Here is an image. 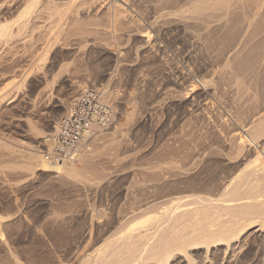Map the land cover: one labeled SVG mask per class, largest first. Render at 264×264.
<instances>
[{"label":"rangeland","instance_id":"obj_1","mask_svg":"<svg viewBox=\"0 0 264 264\" xmlns=\"http://www.w3.org/2000/svg\"><path fill=\"white\" fill-rule=\"evenodd\" d=\"M24 1L0 0V8L4 9L1 8L2 10H0V12L4 11L0 13V21L2 23L11 21L10 29L14 32V35L9 40H6L8 37L5 38L6 36H4V40L0 41L2 43L0 45V227L3 228L2 231L5 234L13 235L14 246L20 248L22 252H28L30 249L32 254H37L39 253L37 251L38 246L42 245V243L35 238L31 239L30 242L25 241L23 238L25 233L41 232L44 228L51 229V226H57V223H52L53 219L68 217L69 213L72 214L74 212L79 213V217L73 218L75 220L69 219L68 225L65 223L62 227H67L65 228L67 233H78L92 221H102L117 210L116 204L123 200L122 188L124 186L138 182L153 183L159 179L163 180V178L170 177L171 173L176 169H179V171L187 169L189 171L191 168V172L189 171L188 173L190 177L188 178L197 176L201 181V185L197 186L198 189L195 187L196 190L194 188L191 189L188 186L189 179H186V181H183L185 182L184 185L181 184L182 181L178 184L180 186L177 185L181 191L178 190L176 184L174 187L177 191L171 190L172 188L174 189L173 185H171L172 188L170 185L167 188H165L166 186H157L155 191L158 194L157 196H159L158 202L163 198L167 201V199L169 200L179 193L183 194V191L184 194L194 193L195 191L199 194L200 190L201 194H215L214 184L216 181L213 179L215 178L213 176L215 171L212 170L209 178V171L205 172V169L203 170L204 160L202 161L201 159V150L206 146L209 147V145L210 147L214 145V148L220 147L215 137L213 139L215 133L219 135L221 130L219 126H216L215 121L228 115L223 113H227V107L221 103L220 105L217 104L219 101L215 97L204 94L205 86L202 84L203 81L199 72L200 61L196 60L194 62L195 59H191V55L189 56V54L195 52L196 47H191L187 41L188 39L185 41L186 37H184L183 29L174 27L172 30L166 31V33L168 32L166 35L164 30L160 28V25L167 22V19H165L167 16L174 17L186 14L183 13L181 7H179L181 8L180 11L178 10L177 6H181L182 3L176 4L177 6L173 5L163 8L164 10L166 9L165 12L162 8L160 10L151 7L155 5V0H145V2L140 0L139 4L135 3L138 0H132V5L129 2L131 0H39L38 4L32 7L31 11L29 10V14L25 12L26 15H23ZM147 1L148 4L146 3ZM2 3L4 4L3 6ZM122 7L123 9L124 7L127 8L122 11ZM141 7L145 9L142 10ZM175 7L177 8L176 11H174ZM107 9L110 10L108 11ZM150 9L152 11L155 9L156 12L159 10V14L155 13V11L154 13H149ZM38 11L39 13H37ZM115 11L117 13L119 11L121 13L128 11V13L131 12L130 14L133 13V16L129 14V17L125 12V17L123 13L121 14L125 19L123 17L118 19ZM161 11L163 12L160 13ZM154 14H156L159 22L162 21L160 24H153L156 19ZM26 17L29 18L27 27L18 32L20 25L26 22ZM159 17H163L164 20ZM130 18L133 19L131 20ZM134 20L135 22L133 23ZM132 28L135 30H132ZM132 31L133 33H131ZM143 32L152 37L151 41L153 44L156 43L154 44L156 48H153V54L149 53L153 56L148 54V49H145L147 47L144 42L145 38L141 36ZM26 36L28 40L33 38L39 42L25 39L28 41L27 45L24 42L26 47L30 45V48L27 47L28 51L23 47L24 43L20 44L24 40L23 37L26 38ZM4 41H7L6 44ZM30 41H34L33 45L36 48L32 47V42ZM35 42L37 46H35ZM92 42H95V46L98 43H102V45L98 44V46L105 44L106 46L104 47L108 48V51L101 52L99 47H95ZM31 48L37 50L36 53L33 52L32 57V52L29 50ZM136 49L138 55L140 54L139 56ZM156 49L160 52L158 53ZM121 51L123 52L122 54H120ZM154 52L160 56L155 55ZM158 56L162 59H158ZM118 57L120 60L117 61H120V65L116 62ZM143 57L145 60L142 61ZM163 57L165 58L163 59ZM148 58H153V61L151 60L153 63H149L147 60L150 61V59ZM121 60H123L122 63ZM155 60H158L157 62L160 65L159 61L161 60L163 64L165 63L166 66H164L166 68L168 65L171 73H169L168 68L166 71L164 68V72L158 71V73H151V76H149L150 73L146 75L151 65L152 68L155 65L160 67ZM166 60H168V64ZM123 62L125 64H133V69L123 68L124 66L122 67V65H125ZM147 63L150 65H147ZM145 65L149 66V68ZM193 65L197 66V68ZM113 66L115 69L116 67L119 68L116 69L117 72ZM144 66L148 69H145ZM142 67L144 71H142ZM106 68H110L109 71L113 75H109V77L111 76L110 79L112 78L111 80L108 76L106 78L102 75V71ZM111 69L112 71L115 70V72H112ZM196 69L198 71H195ZM119 71L124 72L120 73ZM143 75H146V80L144 81L148 82L145 83L140 80V76ZM152 78L155 79L153 80ZM177 80L179 81L177 82ZM76 83H82L84 85L83 88L77 89L78 87L76 86L78 84ZM143 83L148 86H145V84L142 86ZM72 86L77 90L75 88L74 90ZM169 86L174 87L171 90L172 92H177H174L176 93L175 95H178L179 91L180 93H187L191 87H194V92L196 93L194 95L203 94L197 96L196 102L194 104L191 103L192 105L190 102H184L182 105L173 104V101L167 98L168 96H166V100L163 94L165 92L163 87L170 88ZM91 88L99 92V117L101 118L108 114V120L105 123L100 120L99 124L94 127L95 138L92 137L81 142L78 156L74 161L77 173L79 171L78 175L72 176L64 173L66 176H60V174L58 176L56 171L43 170L37 166H27L25 164L23 167V164H20L27 162V160L24 161L23 157L25 156L16 155L18 156L16 157L7 152L11 148L25 152L29 151L28 149L30 148H35L38 152L37 144L41 138L48 132L53 131V126H57L60 117L77 102L85 90ZM161 88L164 92L159 91L162 90ZM156 89L159 90L156 91ZM197 98L200 105L196 104L198 103ZM154 99L157 103L159 100L161 104L158 103V110L150 108L151 104L155 102ZM161 100L164 101L162 102ZM194 107L198 109L195 108L194 110ZM192 109L194 112H192ZM211 109H213V113H211ZM195 111L200 112L197 117V112L195 113ZM219 111L220 113L222 111L221 115L219 113L221 118H216L217 116L215 117V115ZM206 114L210 117L212 115V119L209 120L210 117ZM223 115L224 117L222 118ZM207 120L215 121L212 124L209 121L206 123ZM203 123H206L204 127ZM213 125H215V129ZM210 127L213 129L212 133H210L212 131ZM182 128L184 132L181 131ZM207 128L211 131H207ZM221 133L223 134L222 130ZM174 143L179 146L182 145L185 152H183L182 146L180 149L183 153L180 154V150L177 152L175 147L177 149L179 146H175ZM165 147L168 148L166 149ZM170 147L172 148L170 149ZM177 153L182 157L186 154L187 157L184 156L182 159ZM80 154L82 158L78 160ZM185 157L188 161H183ZM68 163L70 164L71 162ZM221 173L222 175L215 173L218 176L217 178L219 176L222 177L227 172ZM66 177L68 179H65ZM70 180L72 182H70L71 185L69 186ZM77 184L79 185L77 186ZM80 185L81 190L79 189ZM185 185L188 186L187 191ZM75 187H78L77 189L80 191L76 190ZM161 189H167L168 191L165 192L166 190H163V192ZM176 192L177 194L173 196ZM164 193H166V196L164 195L162 198ZM171 193L172 196L170 198L169 195ZM84 207L89 209L88 214L83 213ZM51 216H55V218L53 217L52 219ZM47 219L50 220L48 221ZM46 221H48V225ZM44 223L47 226L45 225L44 227ZM62 227L60 226V229L65 232ZM251 238L250 240H245L246 242L243 241L244 245L239 243L238 247L227 248L226 246H221L217 252H210L206 254L207 256H205L204 249H196L192 251L190 263L183 262L181 264H245L250 257H256L257 264H264V239L260 241L254 237V239ZM68 240H71L68 235L57 233L47 243H50L51 247L53 245H65ZM244 260L246 261L244 262ZM174 262L180 264L177 260Z\"/></svg>","mask_w":264,"mask_h":264},{"label":"bare ground","instance_id":"obj_2","mask_svg":"<svg viewBox=\"0 0 264 264\" xmlns=\"http://www.w3.org/2000/svg\"><path fill=\"white\" fill-rule=\"evenodd\" d=\"M141 1L138 0L137 2L135 1V3H138ZM155 1L156 3L151 1L152 3L155 4L154 6H151V7L160 9V10L161 8L163 9L168 6H173L178 3H182L181 6L179 5L178 6L176 5V6L178 8L181 7L182 9L179 8L178 10L180 11L181 9L183 13H186V14L177 15V16L173 15L174 17L167 16L165 18L163 15L164 13H163L162 16L165 19H167V22L165 24L160 25L161 26L160 28L164 30L165 33L168 30L169 31L172 30L174 27H180L183 29L184 37H186L185 41L186 39H188L187 41L189 42V45H191V47L192 46L196 47L195 52L193 54L192 53L189 54V56L191 55L192 57L191 59H195L194 62H196V60L200 61L199 62L200 65L199 64L198 65L200 66L199 67V72L201 74L200 78L203 81L202 84L205 86L204 87L205 91L203 90L204 94L215 97L219 101L217 104L220 105L221 103V104H224L225 107H227V113L225 112L223 113L224 115L228 114L227 115L228 117L226 116L225 118H223L224 117L223 115L222 116L223 119L219 120L218 117L221 118V116H219L220 111L218 112V114L216 113L215 115V117L217 116L216 118L218 119L213 117L214 119H216V121L214 120L216 126H219L221 130L223 131V134H222L221 130L218 128L220 131L218 129L217 130L222 135L220 134L218 135L217 133H215V136H213V139L215 137L217 143L220 144V147L214 148V145L210 147V145L208 144L209 147L206 146L201 150L202 151L201 159L202 161L204 160L203 161L204 164L202 167H203V170L205 169V172L209 171V175L211 174L212 170H214L217 175L219 174L222 175L221 172H224V173L227 172L222 177L219 176V178H217L218 176L214 173L213 176L215 178L213 179L216 181L214 184V187H215L214 191L216 190V193L215 194H211V193L201 194V190H200L199 191L200 193L198 192L199 194H197L196 191H195L196 193L190 192V194H184V191H183V194H180L179 192L181 191V189L178 188V186H180L178 184L182 181L181 184L184 185L185 182L183 181H186V179H189L188 177L190 176L188 173L191 170V168L190 169L188 168L189 171L186 169L187 172L186 170L179 171V169H176L173 173H171L170 177L163 178V180L159 179L153 183L151 182L150 183H147V182L139 183L138 182L134 184H129L122 188L123 200L119 201L116 204L117 210L115 212H113L110 216L106 217L102 221H97V222L92 221L87 227H85V229H83L82 231L78 233H75V234L67 233L65 231V228L67 227L65 228L62 227L63 224L69 222V219L79 217L80 214L77 212L76 213L71 212L72 214L69 213L68 214L69 216L64 217V218H60L57 216H56L57 218H55V216H53L55 218L53 219V217L51 216V218L53 219L52 223L54 224L57 223L56 224L57 226H51L52 228L49 227L51 229L44 228L41 232L35 231V232L25 233L23 235V238L25 241L30 242L31 239L33 240L35 238L36 240L42 243V245L38 246L37 251H39V253L37 254H32L30 249L28 252H22L20 248L15 247L14 246L15 241H14L13 235L9 236L5 234L4 231H2L3 228L0 227V264H177V262H174L175 260H177L178 263L181 264L183 262L190 263V261L192 260V251L199 249V248L204 249L205 256H207L206 254H209L210 252L211 253L217 252L221 246H226L227 248H233L234 246L236 247L239 243L240 244L243 243V241L247 239L250 240L251 237L252 238L254 237L255 239H258L260 241L264 239V0H155ZM38 2L39 0H25L24 1L25 7L22 12L23 15H26L25 12L29 14L28 12H30L31 9H33L32 7L37 5ZM129 2L131 4L132 0ZM146 3L148 4V1ZM3 5L4 4L2 3V6ZM1 8L0 10L3 9ZM119 8L117 9L120 10L121 8L120 9ZM126 8L124 7L123 9L122 7V11L126 10ZM136 8L138 9L137 6ZM117 9L116 11H118ZM141 9L143 10L145 8L141 7ZM176 9L177 8L175 7L174 11H176ZM107 10L109 11L110 9H107ZM147 10L149 11V9ZM113 11H114V7H113ZM154 11L155 9L153 11L150 9L149 13L151 12L154 13ZM1 12H4V11H1ZM125 12L128 14L127 16H129V14L131 13V12L128 13V11H124V13ZM158 12L155 11V13H158ZM162 12L163 11H161L160 13ZM37 13H39V11ZM122 13L121 11H119L116 14V18L118 19L120 17L122 18L124 16V13H123V16L121 15ZM126 13H125V16H126ZM111 14H114V13H111ZM131 15L133 16V13L130 14V16ZM155 16L156 14H154V17ZM108 17L110 16L108 15ZM163 17L162 18L159 17V18H161L162 20ZM155 18L156 19L153 21V24L155 23L160 24V22H162V21L159 22L157 20V16ZM25 19H26L25 20L26 22H23V24L20 25V27L18 28V32H20L22 29L27 27L26 25L28 24L27 21L29 18L26 17ZM121 21H125V20H121ZM128 21L130 20L128 19ZM10 22L7 21V22L2 23L0 21V41L3 39L4 36H6L5 38L8 37L6 40H9V38L14 35L13 34L14 32L10 29ZM134 22L135 20L133 21V23ZM133 29L134 28H132V30ZM131 33H133V31ZM167 34L168 32L166 33V35ZM141 36H144L145 38L144 42L146 43V46L148 47V48L147 47L146 48L144 47V48L146 50L148 49L149 51L148 54L152 53L153 48L155 47L154 44L156 43L154 44L152 43L151 41L152 37H150L149 34L147 33L143 32ZM23 38L25 40L27 39V36L26 38L25 37ZM24 40L20 44H23L25 42L27 45L28 44L27 42L29 40H34V39L29 38V40L27 39L28 41L27 40L24 41ZM34 41L38 42L37 40H34ZM34 41H30L32 42L31 43L32 47H34L33 45ZM4 42L6 44L7 41H4ZM36 42H35V46H37ZM95 42H92L94 46H95L94 44ZM25 43L23 47H25L27 50V47L30 48V45L26 47ZM1 44L2 43H0V45ZM98 44L102 45V43H98ZM98 44L96 46H98ZM104 46L106 45L104 44L103 46H100V45L98 46L101 52H106V50L108 49ZM29 50L30 52H32L31 57H32V54H34L33 52L35 53L37 52V50H33L32 48ZM159 52L160 51L158 50V53ZM122 53L123 52L121 51L120 54ZM143 53H144V50H143ZM154 53L155 55L156 54L159 55L156 52ZM164 53L166 52L164 51ZM152 54H149V55H152ZM137 55H138V51H137ZM159 56H158V59L160 58ZM119 57L118 59H116V62H118V64L120 62V61H117V60H120ZM144 57L142 61L145 60ZM164 58L165 57H163V59ZM152 59H150V61L149 60L147 61L149 63H153L151 62ZM154 59H155V56H154ZM122 61L123 60H121V63ZM166 61L168 64V60ZM159 62L161 63V65L158 62L157 64H159L160 67H156L154 63L156 68L155 67L152 68V65L149 68V66L147 65H150V64L147 63V65L145 66H147L149 70L147 71V73L145 71L146 75L150 73L149 76H151V73L152 74L155 72L158 73V71H163L164 68H165V71L168 68L169 73H171L168 65L166 68L165 63L163 64L161 60ZM123 63L125 64V62ZM114 66L113 68L115 69ZM134 66H135V63H134ZM145 66L144 68L148 69ZM122 67L133 69V64H130V63L125 64V65H122ZM195 67L197 68V66ZM144 68L142 67L143 70L142 69L141 70L144 71ZM109 69L106 68L105 70L102 71L103 73L101 72L103 77L108 78L109 75H111ZM116 69H119V68L116 67ZM115 70L112 71L111 69L112 72H115ZM195 71H198V70L196 69ZM121 72H124V71H121ZM115 76H116V73H115ZM145 76L144 75L140 76V80H143V81L146 80ZM179 80H177V82ZM145 83H143L142 86ZM146 85L147 84H145V86ZM83 86L84 85L82 83H79L76 87H78L77 89H79V88H83ZM74 88L75 87H73V89ZM163 88L165 89V92L163 91L162 88H161L162 90L156 89V91L159 90V91L164 92L163 94L165 95L164 98L166 100L167 98H170V100L173 101V104L175 103L179 105H182L184 102H190V104L191 103L194 104L196 102V97L201 94V93L199 95L197 94V96L194 95L195 93L194 87H191V89L187 88L189 90V91L185 90L187 91V93L185 92L180 93L179 91L178 95H175L177 93L176 91H174L176 93L172 92L171 90L172 87L170 88L163 87ZM162 92H159V93H162ZM166 96L168 97L166 98ZM200 99H201V96H200ZM197 101H198V98H197ZM154 103L151 104L152 106H150V108L154 110L156 109L158 110L159 109L158 106L160 104L159 100H158L159 104L156 102V100ZM196 104H199V101ZM189 108L191 107L189 106ZM195 108L196 107H194V110ZM213 109H211L212 110L211 113H213ZM194 110L192 112H194ZM201 110L203 111V109ZM225 111H226V108H225ZM196 112L197 111H195V113ZM199 114L200 112L199 113L197 112L196 117ZM211 117L209 118V120L212 119ZM209 120H207L206 123H208ZM214 121H209V122H212V124H214ZM182 123H183V120H182ZM205 124L203 125V127L205 126ZM180 126L183 127L184 124L183 126L182 125ZM214 126L215 125H213V127ZM55 128L56 126L54 125L53 131L55 130ZM183 128L181 130L182 132H184ZM208 129L209 128H207V131L209 132L212 130L210 133L213 132L212 128L211 130H208ZM93 130L94 128H92L86 134L84 140H89L90 138L95 136V133L93 132ZM177 131H180V130H177ZM176 137L178 136L176 135ZM181 137L183 136L181 135ZM174 139L176 140L175 137ZM207 139H208V136H207ZM216 141L214 140L215 143ZM170 145L172 146V144ZM185 145H186V142H185ZM175 146H179V145L175 144ZM181 146L177 147V149L179 148L178 150L175 147V150L177 152H179V150L181 151L180 154L185 152L183 149V146H182V149H183V152H182V150L180 149ZM171 148L172 147H170V149ZM28 150L29 151L25 152V151H19L16 149L13 150L11 148V150H8L7 152L15 156L16 155H21V157L22 155L25 156L23 158H24V161L27 160V162L23 161L24 163L20 164V165L23 164L22 165L23 167L25 164H27V166L29 165L37 166L38 168L43 169V170L56 171L58 173V176L59 174L60 176L61 175L63 176L65 175L64 173L70 174L72 176L79 174V171L77 173V168L75 166L74 161L71 162L70 164L68 162H51L43 158V156L39 155V153L36 151L35 148H30ZM178 154L179 153H177V155ZM180 154L179 156H181ZM184 156L187 157L186 154L183 155V157ZM186 157L183 161L186 160ZM81 158H82V155L80 154L78 157V160H80ZM178 159L181 160L180 158ZM186 161H188V159ZM193 166H196V165H193ZM208 177L210 178L211 175ZM65 179H68V178L66 177ZM70 182L72 181L71 180L69 181V186L71 185ZM188 183H189L188 186L191 187V189L193 188L195 189V187H197L198 185L199 186L201 185V181L200 179H198L197 176L190 178ZM175 184L176 186L178 185L177 188L178 190H180L178 192L179 194L174 196L175 194H177L176 192L173 194L174 197L171 198L170 197L172 196V193H171V195H169L171 199L169 200L167 199L166 201V199L163 198L164 195L166 196V193H164L162 195L163 199H161V201L162 200L163 201L165 200V201L164 202L162 201V203L161 201L158 202L159 196H157L158 194L156 193L155 188L157 186H161V187L166 186L165 188H167L169 185L172 188L171 185H173L174 187ZM78 185L79 184H77V186ZM75 186H76V183H75ZM188 186H186V191H187ZM80 187L81 185L79 186V189L81 190ZM75 188L76 190H79L77 189L78 187H75ZM69 189L72 190L70 187ZM175 189L176 188L174 187V189L172 188L171 190H175ZM163 190H166L165 192L168 191L167 189H163ZM163 190L161 189V191ZM171 190L170 192H172ZM190 191H193V190H190ZM160 203L161 205H159ZM154 205H156L157 207L156 206L153 207ZM82 211L85 214L89 213V209L86 207H84ZM47 220L49 221L50 219H47ZM48 221H46V224ZM46 224L44 223V227ZM60 226L63 228L65 232H63L62 229H60ZM57 233L68 235L71 240H68L65 245H56V246L53 245L50 247V243H47V242H49L51 238H54ZM244 244L245 243H243V245ZM245 261L246 260H244V262ZM245 264H257L256 257H250Z\"/></svg>","mask_w":264,"mask_h":264},{"label":"built area","instance_id":"obj_3","mask_svg":"<svg viewBox=\"0 0 264 264\" xmlns=\"http://www.w3.org/2000/svg\"><path fill=\"white\" fill-rule=\"evenodd\" d=\"M99 92L85 90L77 102L58 120L54 131L48 132L37 144L41 156L51 162H73L86 134L94 127L108 120V114H98Z\"/></svg>","mask_w":264,"mask_h":264}]
</instances>
